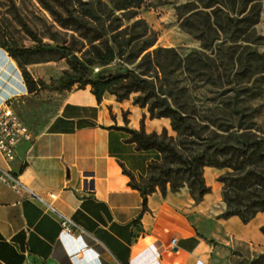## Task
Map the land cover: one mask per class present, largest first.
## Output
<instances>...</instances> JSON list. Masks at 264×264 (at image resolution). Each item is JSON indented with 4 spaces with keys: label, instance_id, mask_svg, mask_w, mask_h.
<instances>
[{
    "label": "crops",
    "instance_id": "1",
    "mask_svg": "<svg viewBox=\"0 0 264 264\" xmlns=\"http://www.w3.org/2000/svg\"><path fill=\"white\" fill-rule=\"evenodd\" d=\"M13 68L0 49V102L4 88H13ZM142 128L160 134L170 120L152 119L132 98L106 93L99 101L86 86L67 93L12 161L0 153V168L24 186L0 181V264H254L264 255V212L249 223L222 217L227 207L214 188L222 170L205 168L212 192L201 202L186 187L168 188L150 195L143 210L129 175L144 176L157 153L138 149L127 132ZM58 215L78 227L76 237L63 233Z\"/></svg>",
    "mask_w": 264,
    "mask_h": 264
},
{
    "label": "rangeland",
    "instance_id": "2",
    "mask_svg": "<svg viewBox=\"0 0 264 264\" xmlns=\"http://www.w3.org/2000/svg\"><path fill=\"white\" fill-rule=\"evenodd\" d=\"M102 1L110 5L107 0ZM140 1L141 7L129 13L133 16L129 21L124 20L119 11L114 15L124 20L125 27L142 20L154 32L142 40L154 37L155 45L142 53L134 64L117 58L105 71L135 70L153 80L157 91L165 93L163 97L170 103H177L197 113L198 117L213 118L224 124L241 119L243 128L250 125L251 129L247 130L250 134L264 133V0ZM60 3L63 0H0V49L31 52L19 59L10 56L17 69L10 72L9 83L13 88H4L9 93L3 100L11 101L15 112L33 134L45 128L68 92L82 86L76 82L69 88L64 87L77 75L74 57L80 61L92 59L86 53L89 46L84 47L81 36L107 29L111 23H82L77 26L79 30L65 28L56 20V15L64 12ZM255 5H259V16L254 27L247 29L235 23L227 25L229 30L220 27L223 24L226 28L228 18L242 19ZM131 33L128 31L118 37L119 42L129 40ZM135 33L141 32L137 29ZM111 35L102 42L108 41L113 46ZM156 49L172 52H161L142 62L146 53ZM124 51L128 56L131 48ZM195 53L204 55L201 63ZM158 64L169 65L163 72L156 67ZM63 77L67 81L58 83ZM113 91L122 95L125 89L121 84ZM147 96V91L133 92L128 98L135 102ZM234 130L237 135L246 131ZM167 132L168 136H177L171 126ZM222 171L214 182V188L221 195L223 184L218 179L230 170Z\"/></svg>",
    "mask_w": 264,
    "mask_h": 264
},
{
    "label": "trees",
    "instance_id": "3",
    "mask_svg": "<svg viewBox=\"0 0 264 264\" xmlns=\"http://www.w3.org/2000/svg\"><path fill=\"white\" fill-rule=\"evenodd\" d=\"M107 1L109 6L102 0H63V3H60L66 18L63 14L56 15V20L65 28L74 27L79 30L77 26L82 23L111 22L107 29L102 28L101 31L81 36L84 47L89 46L86 53L90 54L92 59L80 61L74 57L77 62L75 65L77 75L64 87L69 88L76 82L82 84L79 89L90 86L99 101L106 93L123 101L129 99L133 92L147 91L148 96L143 99L139 97L134 104L141 108L148 107L152 119L170 120L171 129L176 133V137L168 136L166 129L160 134H147L143 128L141 131H127L138 149L157 153V158L148 165L144 176L135 178L129 175L130 186L138 190L143 198L144 211L147 209L150 195L159 190L165 196L168 188L176 193L186 187L192 199L196 203L201 202L212 192L204 176L205 168L211 167L230 170L218 179V182L223 184L222 199L227 207L222 217L237 216L243 223H249L259 213L264 212V133L259 131L261 133L259 135L250 134L247 131L251 129L250 125L243 128L241 119L224 124L213 118L198 117L197 113L189 112L179 107L177 103H170L167 97H163L165 93L157 91L153 80L145 78V74L139 75L135 70L120 68L115 73L105 71L117 58L134 64L140 55L151 49L156 42L154 37L142 40L148 33L154 35L142 20L136 21L130 27L124 25V20L129 21L133 18L129 13L141 7L140 0ZM258 7L259 5L253 6L242 19L228 18L226 28L223 24H220V27L229 30L230 27L227 25L232 26L233 23L243 24L247 29L254 27L258 23ZM116 11L121 12L124 20L114 15ZM137 29L141 32L139 35L135 33ZM128 31H132L130 39L119 42L118 37ZM109 34H112L113 46L109 45L108 41L102 42ZM124 48H131L128 56H125ZM170 51L172 52L166 49L153 50L142 57V62L152 55ZM30 53L28 50L18 49L8 51L9 56L14 59ZM195 54L201 63L204 55ZM168 65L158 64L156 67L165 72ZM95 68H99L97 73ZM66 81L67 79L63 77L58 83L63 84ZM121 84L125 91L118 95L113 88ZM151 99L154 101L150 104ZM237 128L246 131L237 135L234 130ZM261 232L264 235V227L261 228ZM254 264H264V255L256 259Z\"/></svg>",
    "mask_w": 264,
    "mask_h": 264
},
{
    "label": "built area",
    "instance_id": "4",
    "mask_svg": "<svg viewBox=\"0 0 264 264\" xmlns=\"http://www.w3.org/2000/svg\"><path fill=\"white\" fill-rule=\"evenodd\" d=\"M99 71V68H95V73ZM33 133L29 127L24 123L21 117L15 112L12 103L9 99L2 100L0 102V153L8 160L12 161L15 157L17 147L23 141H31ZM0 181L16 190H24V186L13 177L9 172L0 168ZM33 198L34 196L31 195ZM51 198H55L54 194H51ZM39 201L41 199L37 198ZM48 209L55 212L54 208L47 205ZM61 220L62 231L70 237H76L78 235V227L69 219L58 215ZM171 247H176V239L171 240ZM23 264H34L28 258Z\"/></svg>",
    "mask_w": 264,
    "mask_h": 264
}]
</instances>
